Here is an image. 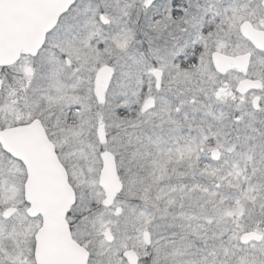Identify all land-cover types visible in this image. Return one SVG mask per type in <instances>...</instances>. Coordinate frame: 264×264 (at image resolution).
<instances>
[{"label":"snow or ice","instance_id":"6c2138e0","mask_svg":"<svg viewBox=\"0 0 264 264\" xmlns=\"http://www.w3.org/2000/svg\"><path fill=\"white\" fill-rule=\"evenodd\" d=\"M0 264H264V0H0Z\"/></svg>","mask_w":264,"mask_h":264}]
</instances>
